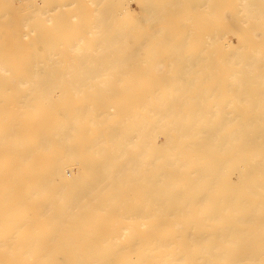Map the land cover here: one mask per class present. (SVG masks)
Instances as JSON below:
<instances>
[{"label": "bare ground", "instance_id": "obj_1", "mask_svg": "<svg viewBox=\"0 0 264 264\" xmlns=\"http://www.w3.org/2000/svg\"><path fill=\"white\" fill-rule=\"evenodd\" d=\"M193 1L0 0V264H264V0Z\"/></svg>", "mask_w": 264, "mask_h": 264}, {"label": "rangeland", "instance_id": "obj_2", "mask_svg": "<svg viewBox=\"0 0 264 264\" xmlns=\"http://www.w3.org/2000/svg\"><path fill=\"white\" fill-rule=\"evenodd\" d=\"M18 1V0H17ZM132 1V2H131ZM135 1H136V3H135ZM139 1V2H138ZM193 1V0H192ZM19 2H21V1H19ZM138 2V3H137ZM194 2V1H193ZM18 2H16V4H17ZM140 4V5H139ZM193 5H194V3H193ZM130 8H132L133 9V11L135 10L136 12H134V13H132V16H133V19L134 20H137V24H138V22L141 20V24H143V26L141 25V26H139L138 25V27H140V28H143V29H139L138 30V32L136 33V35H138V37H140L139 39H141V40H144L145 41V38H146V36L148 35V33L149 32H152V31H154L153 29H155L156 27H160L159 25H161V24H163L165 21H163V20H167V19H169V20H171V18H170V14H166V17L164 18L163 16H162V18H159V20H151L152 21V23H151V21L150 22H147V19H145V17H143V20H142V16H143V14L142 13H144L143 12V10H141V3H140V0H130ZM135 8V9H134ZM140 9V10H139ZM193 11L191 12H189L188 13V9L187 10H183L182 12H181V15L180 14H178L177 16H176V18H173V19H176V22L177 23H181L183 20H184V17L185 16H188V15H192V13L193 12H195L196 13V15H195V13H193L194 14V16L198 19V17L197 16H199V14H200V16H201V14L202 13H199V12H201V11H203V10H201V9H198V13H197V11H196V8L195 7H193ZM132 11V12H133ZM207 10H204L203 11V14L206 12ZM182 13H183V15H182ZM66 15H69V14H67V13H65ZM136 14V15H135ZM198 14V15H197ZM140 15H142V16H140ZM179 16V17H178ZM184 16V17H183ZM193 16V15H192ZM199 16V17H200ZM137 17L139 18V19H137ZM141 18V19H140ZM164 18V19H163ZM183 18V19H182ZM90 19H93V17L91 18H89V20ZM163 19V20H162ZM193 19H195V18H193V17H191V21H193V24H195L196 23V21L194 22V20ZM196 19V20H197ZM76 20V19H75ZM139 20V21H138ZM160 20H162V21H160ZM168 20V21H169ZM199 20L200 19H198L197 21L199 22ZM149 21V20H148ZM158 21H160V22H158ZM172 21V20H171ZM201 22V25H200V23H198V25H197V23L195 24V25H193L192 26V29L194 30V32L196 33L195 34V37H199L200 35H201V33H203V32H205L206 30H207V28L206 27H201L202 26V20H200ZM136 22V21H135ZM147 22V23H146ZM162 22V23H161ZM167 22V21H166ZM160 23V24H159ZM168 23V24H167ZM167 23H164V25L165 24H167V30L169 31V30H172L173 29V27H172V25H171V22L169 21V22H167ZM169 23H170V26H168L169 25ZM140 24V23H139ZM146 24V27H147V25H148V27L146 28L144 25ZM150 24V25H149ZM162 26V25H161ZM196 26H200V27H196ZM150 27V28H149ZM170 27H172V29L170 28ZM184 27H185V30L188 28V27H186V26H184V24L182 23V25H180V26H178V27H176V28H178L179 29V31H185L184 30ZM137 28V27H136ZM151 29V31H149V29ZM183 28V29H182ZM189 28H191V26L189 27ZM194 28H196V29H194ZM199 28H200V30H199ZM146 29L148 30V31H146ZM175 29V28H174ZM67 30V29H66ZM141 30V31H140ZM144 32V33H143ZM148 32V33H147ZM52 33H53V37H56L57 36V32H56V30L55 31H52ZM141 33H142V35H141ZM145 34V38H144V35ZM147 34V35H146ZM3 37H4V34H1V36H0V40H2L3 39ZM58 37V36H57ZM226 38L227 39H229V41H232L233 40V35L231 34V33H228L227 34V36H226ZM59 39V38H58ZM157 39V38H156ZM152 41H154V40H152ZM151 46L153 45V44H150ZM127 46H128V48L129 49H131V50H133V49H136V50H138V48H140L136 43H135V38H133V37H131V36H129V37H127ZM58 47V46H57ZM151 49V47H149L148 48V51L146 52V51H143L142 53H141V56H142V59L143 58H145V60H148V59H151L152 58V56L150 55V50ZM168 51H169V47H165L164 48V51L163 52H165V53H168ZM145 56V57H144ZM109 110H113V111H115L116 110V107L115 106H113V105H111V107H109ZM61 117H63L64 116V114H65V110L64 109H60L59 110V113H58ZM73 173V172H72ZM68 175H69V179H71V178H73V176L74 175H72L71 174V172H68L67 173ZM74 174V173H73ZM70 175H72L71 177H70ZM111 218H114L113 216H110V219ZM50 220V221H49ZM83 220H85V219H83ZM54 221H56V219L55 220H53V218H44V223H45V226H47V224H49V223H52V222H54ZM123 221V220H122ZM127 221V220H126ZM5 229V228H4ZM3 230V229H2ZM7 229H5V230H3V231H6ZM117 238H119L118 240L119 241H117L118 243L117 244H120V245H124V243H125V241H127V239L129 238V230L128 231H125V232H122V231H118L117 233ZM107 236H108V232L106 233V232H103V234L100 236V238H102V239H105V238H107ZM121 239V240H120ZM121 241H123V244H122V242ZM16 244H13V246H12V248L15 246ZM137 252V251H136ZM136 252H133V253H136ZM5 253V251H0V254H4ZM50 254H52V252H49ZM93 253H100V252H93ZM6 254V253H5ZM58 254H61V256H62V258H66V257H68V256H70V255H78V254H85V253H81V252H78V251H60Z\"/></svg>", "mask_w": 264, "mask_h": 264}]
</instances>
